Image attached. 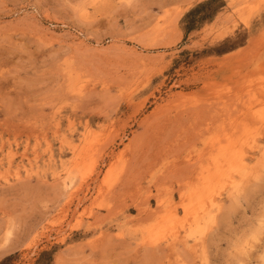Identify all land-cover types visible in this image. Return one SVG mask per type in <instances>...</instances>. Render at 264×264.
I'll use <instances>...</instances> for the list:
<instances>
[{"label": "rangeland", "instance_id": "1", "mask_svg": "<svg viewBox=\"0 0 264 264\" xmlns=\"http://www.w3.org/2000/svg\"><path fill=\"white\" fill-rule=\"evenodd\" d=\"M201 1L0 0V260L264 264V0Z\"/></svg>", "mask_w": 264, "mask_h": 264}, {"label": "trees", "instance_id": "2", "mask_svg": "<svg viewBox=\"0 0 264 264\" xmlns=\"http://www.w3.org/2000/svg\"><path fill=\"white\" fill-rule=\"evenodd\" d=\"M221 0H203L190 8L182 17L184 36L196 29L206 20L211 19L219 7L223 6ZM12 254L5 256L0 260V264H10ZM53 261L52 252L43 251L35 264H51Z\"/></svg>", "mask_w": 264, "mask_h": 264}, {"label": "bare ground", "instance_id": "3", "mask_svg": "<svg viewBox=\"0 0 264 264\" xmlns=\"http://www.w3.org/2000/svg\"><path fill=\"white\" fill-rule=\"evenodd\" d=\"M261 152H263V148H262V151H261ZM235 154H236V153H235ZM235 154H234V155H235ZM234 155H231V156H229V157H232V156H234ZM237 156H238V155H237ZM234 157H235V156H234ZM232 160H233V161H232ZM226 161H227V160H226ZM228 161H229L230 164H231V162H232V163L234 162V159L229 158ZM229 162H228V163H229ZM235 162L238 163L237 159H235ZM235 162H234V163H235ZM236 163H235V165H236ZM226 164H227V163H226ZM239 164H240V163H239ZM239 164H237V165H239ZM227 165H228V164H227ZM217 166H219V165H217ZM236 167H237V166H236ZM238 167H239V166H238ZM228 168H229V166H228ZM219 169H220V168H219ZM233 169H234V168H233ZM229 170H230V169H229ZM237 170H238V169H237ZM229 173H230V172H229ZM238 173H239V172H238ZM245 173H247V172H245ZM248 175H249V173H248ZM232 179H233V178H232ZM236 179H237V177H236ZM232 181H233V185H234V184H235V183H234L235 180H232ZM240 181H242V180H240ZM235 182H236V181H235ZM231 183H232V182H231ZM238 183H239V182H238ZM235 185H236V184H235ZM239 185H240V184H239ZM238 187H239V186H238ZM77 188H78V187H76V189H77ZM230 188H231V187H230ZM234 188H235V187H234ZM210 191H211V190H210ZM202 194H203V193H202ZM204 196H205V195H204ZM208 196H209V195H208ZM200 199H201V198H200ZM200 199H199V200H200ZM191 201H192V200H191ZM194 202H195V201H194ZM192 203H193V202H192Z\"/></svg>", "mask_w": 264, "mask_h": 264}]
</instances>
